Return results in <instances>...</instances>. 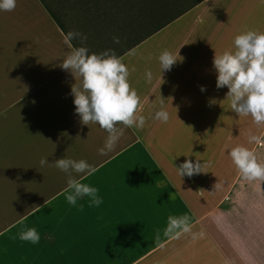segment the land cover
I'll return each mask as SVG.
<instances>
[{"label":"crops","instance_id":"1","mask_svg":"<svg viewBox=\"0 0 264 264\" xmlns=\"http://www.w3.org/2000/svg\"><path fill=\"white\" fill-rule=\"evenodd\" d=\"M249 30L264 33V0H202L119 56L146 122L125 128L101 155L107 133L80 123L70 95L75 81L59 67L70 51L65 33L41 0L0 11V201L8 203L0 214L16 211L9 204L16 175L56 184L44 205L0 221V264H264V189L244 188L248 181L228 155L244 146L264 162V147L248 142L264 137V126L232 112L213 68L215 53L234 51V38ZM165 50L179 56L161 74ZM161 108L167 123L153 118ZM41 158L95 167L90 176L74 175L97 188L103 203L68 204L67 176L43 169ZM186 160L206 166L181 178L175 167ZM185 215L190 233L168 231L169 216ZM28 228L39 233L38 244L19 240Z\"/></svg>","mask_w":264,"mask_h":264},{"label":"clouds","instance_id":"2","mask_svg":"<svg viewBox=\"0 0 264 264\" xmlns=\"http://www.w3.org/2000/svg\"><path fill=\"white\" fill-rule=\"evenodd\" d=\"M15 8L16 0H0V11L12 12ZM113 39L117 44L120 42L118 37ZM73 40H79L83 45L87 36L75 31H69L64 35V41L70 51L59 67L70 73L75 81L71 86L70 95L73 97L75 114L80 117V123L86 126L97 125L100 130L107 133L104 147L99 149V153L105 155L114 150L125 128L144 127L145 117L137 114L142 108L141 99L128 82V67L114 51L89 54L88 48L73 46ZM233 47L234 51L226 50L219 55L215 53L213 57V68L217 74L216 88L227 87L226 99L230 101L232 112L238 117L250 116L256 127H262L264 126V33L251 30L243 32L234 38ZM177 55L167 50L159 55L161 74L170 71L177 63ZM145 77L151 82V71L146 72ZM201 91H205V88L201 87ZM153 118L167 123L169 113L161 108L155 112ZM248 142L264 147V137L261 136L249 135ZM228 155L243 180L264 182V162L258 159L255 151L244 146H236L228 152ZM39 163L41 167L56 168L67 176L65 199L68 204L76 206L78 199L84 197L89 198V207H99L103 203L102 198L98 196L97 188L81 183L74 175L90 176L95 173V167L85 160L61 158L50 163L47 158H41ZM205 166L198 160L196 163L186 160L175 168L182 178L202 173V168ZM217 186L216 184L215 187ZM80 210H83V205H80ZM189 219L187 215L179 218L169 216L168 231L182 227L184 232L190 233ZM202 236L203 233H192L193 240ZM18 238L34 245L40 241V235L35 228L20 232Z\"/></svg>","mask_w":264,"mask_h":264},{"label":"trees","instance_id":"3","mask_svg":"<svg viewBox=\"0 0 264 264\" xmlns=\"http://www.w3.org/2000/svg\"><path fill=\"white\" fill-rule=\"evenodd\" d=\"M202 0H41L61 30L68 33L61 22L62 3H73L78 9H86L92 15L87 21L99 36L102 29L109 31L101 43L89 45V54L112 50L119 57L155 32L178 18ZM76 2V3H75ZM79 4V5H78ZM72 5V4H71ZM61 12V13H60ZM64 14V13H63ZM105 32V31H104ZM119 38V43L114 42ZM98 38V37H97ZM73 46L79 47L75 40Z\"/></svg>","mask_w":264,"mask_h":264},{"label":"rangeland","instance_id":"4","mask_svg":"<svg viewBox=\"0 0 264 264\" xmlns=\"http://www.w3.org/2000/svg\"><path fill=\"white\" fill-rule=\"evenodd\" d=\"M51 1V0H47ZM56 7L57 4L54 0L52 2ZM76 3V2H75ZM61 7V16L60 20L66 26L67 31H75L84 34L87 36V40L83 43L82 46L86 48L94 47V44L101 43L107 36L110 35L109 31L106 29H102L101 33L96 35L94 33V29L92 25L87 21L89 17L92 15V11L90 14L86 11V9H78L74 7L73 3H62ZM72 4V5H71ZM79 5V4H78ZM64 13V14H63ZM94 31V32H93ZM105 31V32H104ZM98 37V38H97ZM79 45H81L79 40H75ZM1 152V151H0ZM18 158V157H17ZM2 162V160L0 161ZM43 169H49L48 167H42ZM14 168L10 167V174L13 175ZM47 172V171H46ZM23 174V171L21 172ZM24 176L16 175L14 181L15 188V197L13 201H10V205L14 206L16 211L14 214H0V221H17L22 219L27 212L30 210L39 207L40 205H44L48 200L51 199V195L54 194L56 189L55 182H40V181H25L23 180ZM244 188H249L252 190H263L264 182L256 181V182H246L243 183ZM30 195V196H29ZM7 202H1L0 205H7ZM44 210H42L43 212ZM2 239H0L1 241Z\"/></svg>","mask_w":264,"mask_h":264}]
</instances>
